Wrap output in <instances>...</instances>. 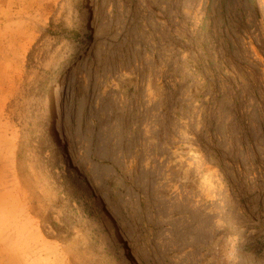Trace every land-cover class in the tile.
Listing matches in <instances>:
<instances>
[{"label": "rangeland", "instance_id": "obj_1", "mask_svg": "<svg viewBox=\"0 0 264 264\" xmlns=\"http://www.w3.org/2000/svg\"><path fill=\"white\" fill-rule=\"evenodd\" d=\"M263 227L264 0H0V264H264Z\"/></svg>", "mask_w": 264, "mask_h": 264}, {"label": "bare ground", "instance_id": "obj_2", "mask_svg": "<svg viewBox=\"0 0 264 264\" xmlns=\"http://www.w3.org/2000/svg\"><path fill=\"white\" fill-rule=\"evenodd\" d=\"M60 121H58V125L60 124L59 123ZM61 127V125H60ZM60 130V129H59ZM62 137V135H61ZM63 139V138H62ZM190 214V213H189ZM189 216V215H188ZM192 219H193V222L189 225H187L186 229H187V232L184 231L183 232V229H180L177 231V235H178V238H182V239H185V236H187V238H189L190 234L192 232H194L195 230H198L199 233H201V236L203 235H206V225H207V217H206V214L203 213V212H194V214L192 215ZM189 221V220H188ZM186 223V222H185ZM177 224V223H176ZM181 225V224H180ZM179 226V225H178ZM180 227V226H179ZM178 229V228H177ZM176 229V230H177ZM240 230V229H239ZM192 231V232H191ZM242 231V230H240ZM239 232V231H238ZM243 232V231H242ZM208 233V232H207ZM248 234V233H247ZM192 236V235H191ZM238 236V235H237ZM241 236V234H240ZM243 236V235H242ZM247 236V235H246ZM264 236V227L258 231V233L256 235H254L253 237L250 238L251 242H255L257 240H261ZM236 237V236H235ZM250 237V236H249ZM207 238V236H206ZM190 241V240H189ZM247 241V240H246Z\"/></svg>", "mask_w": 264, "mask_h": 264}]
</instances>
